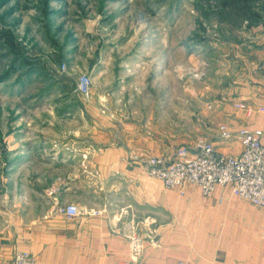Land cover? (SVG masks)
I'll use <instances>...</instances> for the list:
<instances>
[{
	"label": "crops",
	"instance_id": "0c3cea01",
	"mask_svg": "<svg viewBox=\"0 0 264 264\" xmlns=\"http://www.w3.org/2000/svg\"><path fill=\"white\" fill-rule=\"evenodd\" d=\"M153 44L149 49L157 52ZM92 45L88 74L93 87L87 107L79 105L72 116L80 126L81 112L87 113L82 121L88 120L92 127V133L86 134L87 148L73 155L80 161L69 167L66 176L59 168L35 170L30 157L21 173L25 182L11 175L14 184L12 178L5 184L6 189L18 191H54L61 206L75 204L80 215L69 218L54 209L34 219L27 210L12 214L16 219L0 225V264H12L18 251H29L37 264H125L131 256L125 234L132 223L142 239L141 259L152 264H264V208L223 187L211 196H204L197 186L167 191L160 180L148 175L141 161L134 160L171 158L177 149L173 133L163 134L160 129L162 112L175 111L174 89H167L168 102L161 100V80L169 79L171 60H176L171 57L173 42H168V72L161 71L154 54L147 68L138 63L127 66L128 62L104 53L103 43ZM141 46L139 42L136 54L145 55L148 49ZM231 50L236 52V71L229 72L232 78L215 71V80L222 84L211 93L213 114L200 122L202 131L193 135L189 145L199 139L215 141L221 124L235 130L263 128L260 114L248 117L233 102L264 104V76L252 74L255 66L264 63V40L232 44ZM51 51L55 63L65 61L62 51ZM230 80L231 87H225ZM65 107L57 104L56 111L64 115L69 111ZM241 150L238 142L219 146L226 154ZM25 152L29 157L30 151ZM18 169L11 166L7 171ZM32 198L22 203L25 209Z\"/></svg>",
	"mask_w": 264,
	"mask_h": 264
},
{
	"label": "rangeland",
	"instance_id": "374dc122",
	"mask_svg": "<svg viewBox=\"0 0 264 264\" xmlns=\"http://www.w3.org/2000/svg\"><path fill=\"white\" fill-rule=\"evenodd\" d=\"M263 40L264 0H0V225L23 210L34 219L61 207L54 191L32 193L5 184L11 175L25 182L21 173L30 157L35 170L53 167L65 174L80 161L73 155L87 148L92 127L82 121L87 113L81 112L80 126L73 122V109L88 104L75 88L79 75L88 74L94 42L127 66L147 68L154 54L162 72L169 70L173 42L176 60L169 79L161 80V100L168 102L167 89H174L175 111H161L166 127L160 129L171 131L179 148L189 146L202 131L200 122L213 114L211 93L222 84L216 74L232 78L229 72L236 71L232 44ZM139 42L148 49L145 55L136 54ZM152 43L157 52L149 49ZM52 48L63 52V63L51 60ZM63 103L69 111L60 115L56 108ZM11 166L18 171L9 173ZM30 195L32 205L25 209Z\"/></svg>",
	"mask_w": 264,
	"mask_h": 264
},
{
	"label": "built area",
	"instance_id": "2783aa9c",
	"mask_svg": "<svg viewBox=\"0 0 264 264\" xmlns=\"http://www.w3.org/2000/svg\"><path fill=\"white\" fill-rule=\"evenodd\" d=\"M66 65L61 66L65 70ZM264 75V64L254 71V75ZM93 87V78L80 74L76 92L89 98ZM235 108L248 117L260 114L263 128L256 130H235L227 125L219 127L215 141L200 140L193 145L179 147L171 158L153 156L143 161L149 176L160 180L167 191L179 189L183 192L187 186H197L204 196H211L218 187L228 188L231 194L250 204L264 208V104L254 106L241 101ZM238 142L242 150L238 154H226L219 146ZM137 159V158H136ZM58 214L69 218L80 215L75 204L57 208ZM135 223L125 234L130 245V260L125 264H152L141 259L142 239L135 231ZM12 264H37L29 251H18ZM178 264H187L184 261Z\"/></svg>",
	"mask_w": 264,
	"mask_h": 264
},
{
	"label": "water",
	"instance_id": "95a60500",
	"mask_svg": "<svg viewBox=\"0 0 264 264\" xmlns=\"http://www.w3.org/2000/svg\"><path fill=\"white\" fill-rule=\"evenodd\" d=\"M76 88H77V85H76ZM76 88H75V90H76Z\"/></svg>",
	"mask_w": 264,
	"mask_h": 264
}]
</instances>
